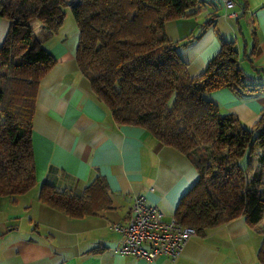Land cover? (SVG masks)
<instances>
[{"label": "trees", "instance_id": "1", "mask_svg": "<svg viewBox=\"0 0 264 264\" xmlns=\"http://www.w3.org/2000/svg\"><path fill=\"white\" fill-rule=\"evenodd\" d=\"M201 6L198 0H81L72 14L80 32L78 66L114 122L147 129L196 168L199 180L175 216L205 235L240 217L250 227L263 219L264 112L249 128L207 98L222 89L253 88L232 43L222 42L200 76L188 74L165 25ZM67 9V0H0V16L10 21L0 47V198L12 202L37 187L32 140L36 102L41 81L56 62L45 43L61 29ZM36 22L41 24L38 32L33 30ZM253 155L257 166L244 167L242 160ZM38 200L77 219L114 207L100 176L81 196L43 183ZM259 233L264 264V227Z\"/></svg>", "mask_w": 264, "mask_h": 264}, {"label": "crops", "instance_id": "2", "mask_svg": "<svg viewBox=\"0 0 264 264\" xmlns=\"http://www.w3.org/2000/svg\"><path fill=\"white\" fill-rule=\"evenodd\" d=\"M235 3L231 17L222 7L207 4L167 22L165 32L178 43L192 78L207 69L223 41L233 44L253 88L222 89L207 98L223 114L232 113L252 128L264 112V0ZM9 29L10 21L0 16V47ZM79 41L68 6L61 29L45 43L56 62L41 81L36 102L32 140L37 187L15 202L0 198V264H261L263 219L250 227L243 217L191 238L176 262L116 250L122 234L113 226L128 220L136 195H145L170 220L199 174L187 156L147 129L114 122L78 66ZM257 159L245 157L242 165L246 161L256 167ZM99 176L106 179L114 207L97 216L71 218L38 200L43 183L81 196Z\"/></svg>", "mask_w": 264, "mask_h": 264}, {"label": "built area", "instance_id": "3", "mask_svg": "<svg viewBox=\"0 0 264 264\" xmlns=\"http://www.w3.org/2000/svg\"><path fill=\"white\" fill-rule=\"evenodd\" d=\"M78 0H67V4ZM202 5H214L226 10V15H235V0H198ZM154 190V189H152ZM113 228L122 234L116 250L122 255H133L154 261L166 256L176 262L184 252L188 241L197 236L195 228L179 223L176 216L165 219L164 213L155 205L147 203L145 195H136L126 222Z\"/></svg>", "mask_w": 264, "mask_h": 264}, {"label": "rangeland", "instance_id": "4", "mask_svg": "<svg viewBox=\"0 0 264 264\" xmlns=\"http://www.w3.org/2000/svg\"><path fill=\"white\" fill-rule=\"evenodd\" d=\"M40 26H41V24H40L39 22L34 23V24H33V30L38 31L39 28H40ZM255 156H256V155H253V158H254ZM254 161H255V159H254ZM243 165H244V167L247 166L246 161L243 162ZM262 225H264V216H263Z\"/></svg>", "mask_w": 264, "mask_h": 264}, {"label": "water", "instance_id": "5", "mask_svg": "<svg viewBox=\"0 0 264 264\" xmlns=\"http://www.w3.org/2000/svg\"><path fill=\"white\" fill-rule=\"evenodd\" d=\"M80 2H81V0H78V2H71V3H69L68 4V6L70 7V8H74V7H76L78 4H80Z\"/></svg>", "mask_w": 264, "mask_h": 264}]
</instances>
